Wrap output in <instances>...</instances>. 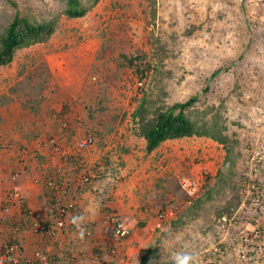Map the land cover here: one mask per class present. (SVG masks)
Segmentation results:
<instances>
[{"label":"rangeland","instance_id":"1","mask_svg":"<svg viewBox=\"0 0 264 264\" xmlns=\"http://www.w3.org/2000/svg\"><path fill=\"white\" fill-rule=\"evenodd\" d=\"M80 1L86 14L70 18L66 0H0V34L16 11L56 23L47 41L0 65L2 195L23 176L36 184L38 142L56 136L69 152L66 160L54 158L68 186L65 199H77L67 193L72 183L93 195L98 184L112 188L131 158L155 165L145 191L150 224L145 229L138 219L131 228L140 239L135 255L105 264H138L149 247L144 264L183 257L195 264L219 246L222 264H264V0ZM191 96L197 101L187 115L218 120L225 145L191 136L147 152L132 116L141 100L151 116ZM88 133L94 143L79 150ZM174 159L178 169L157 170ZM182 176L202 180L198 199L181 190ZM7 236L0 249L12 241Z\"/></svg>","mask_w":264,"mask_h":264},{"label":"crops","instance_id":"2","mask_svg":"<svg viewBox=\"0 0 264 264\" xmlns=\"http://www.w3.org/2000/svg\"><path fill=\"white\" fill-rule=\"evenodd\" d=\"M176 139H167L164 143L167 144ZM153 151L155 152L156 149ZM39 155L41 157L38 160V169L35 172V175L45 174L46 171H50L51 167H54L56 164L54 158L48 160L43 155ZM42 159L46 160H44V163L46 162L49 165V168L43 165V161H40ZM150 161H152V158ZM162 162L165 163L164 160H162ZM52 163H54L53 166ZM123 163L124 164L121 168V175L123 178L122 180L115 182L112 188L105 189L102 187V184H98L97 186H93V189H100L93 195L90 194L91 191L89 189L84 190L81 186L76 190L73 183L70 184L71 190H68L67 193H69V196L73 195L74 197H77V199H75L76 205L73 211L75 216L72 218L78 217L80 224L89 226L92 230V235L85 238L81 243H77V234H75L74 231L66 232L64 236H59V239L55 243H52L50 240L42 242L37 235L25 231L24 227L20 225H23V222H25L26 219L34 220V222L47 220L50 215V208L45 204L51 203L55 198V195L49 193L42 184L28 186V176L21 177L17 182L22 204L19 206H13L10 209V212L6 214L5 220L0 219V242L3 239L8 238L7 235L10 234V237L19 240L22 253L27 257L31 256L36 248H43L49 250L50 253H52V251L56 253L54 254L56 264H97L94 257V247L96 245H105L109 238L103 226V218L106 212H117L120 217L130 225V228L135 227V223L138 219H143L147 222L144 227L145 229L148 228L150 224V209L146 205H148L151 200L145 196V191L148 189V179L151 175L150 170H153L155 165H150L148 161L141 162V160L133 163L132 158L130 161ZM158 163L159 167H157V170L162 169L163 171L165 170V167L166 170H176L181 165L179 162L175 161V159L171 161V163H168L167 166L165 165L164 168H161L162 163ZM151 166L152 168H150ZM41 168H44V170L40 171ZM52 171L53 169L51 172ZM102 183L105 184L104 181ZM45 190L47 191L45 193L50 194L49 200H47L48 197L46 198L44 195ZM0 191L1 209L4 204V199L6 198V193L3 192L2 195L1 182ZM140 205H142L143 208H141ZM9 229L11 232L8 233L7 230L9 231ZM139 240L140 239L132 233V235L121 245L122 253L127 255L126 262L129 261V259L131 260L132 256L135 255V244ZM73 245L78 246L77 251L75 252H73ZM73 257H75V259ZM119 260L120 259L118 258V261Z\"/></svg>","mask_w":264,"mask_h":264},{"label":"built area","instance_id":"3","mask_svg":"<svg viewBox=\"0 0 264 264\" xmlns=\"http://www.w3.org/2000/svg\"><path fill=\"white\" fill-rule=\"evenodd\" d=\"M66 127L64 121L60 128ZM94 134L88 133L81 140L77 141L76 146L79 150L86 149L94 143ZM39 148L37 152L41 155H45L48 160L58 157L60 159H67L69 156L66 150L58 141L56 136H49L38 142ZM47 155V156H46ZM60 165H56L53 171L47 172L37 176L34 180L36 184H42L46 190L55 195L53 203L50 206L49 218L45 221L34 222L32 220L28 222L24 227L25 231H29L39 237L42 242L52 241L53 243L59 239V236H64L66 232L74 231L77 234L76 238L78 242H82L85 238L92 235V230L89 226L80 224L77 220L73 222L75 201L70 198H62L63 193L67 189V185L64 181V174L59 173ZM100 168H102L100 166ZM16 175H13L15 178ZM179 186L185 195L190 199H196L201 195L202 180L192 176H182L179 179ZM62 196H61V195ZM22 204V199L19 192L17 183L13 184V187L6 193L4 204L0 209V219L5 220L6 214L10 212L13 206H19ZM167 216V211L160 212L158 214V220H163ZM225 219V216H223ZM28 219H26L27 221ZM104 228L109 234L108 242L105 245H96L94 247V257L98 261V264H104L108 258H114L122 255L121 245L130 236L131 228H129L124 221L119 217L117 212L110 211L105 214L103 218ZM79 225V227L77 226ZM83 229V238L80 237L79 232ZM256 234H260L256 233ZM255 236H258L256 235ZM66 236V235H65ZM214 251L210 252V256L204 261H198L195 264H222L220 256V246L214 247ZM0 264H56L53 261L51 253L47 249L36 248L33 254L29 257L22 253L19 240L12 239L3 245L0 249Z\"/></svg>","mask_w":264,"mask_h":264},{"label":"trees","instance_id":"4","mask_svg":"<svg viewBox=\"0 0 264 264\" xmlns=\"http://www.w3.org/2000/svg\"><path fill=\"white\" fill-rule=\"evenodd\" d=\"M88 7L80 0H66L64 14L70 18L82 17L86 14ZM56 27L54 20L36 21L16 11L11 20L0 34V65H6L13 60L16 50L35 43L47 41ZM197 101L196 96H191L183 102H176L165 109H155L151 116L146 113L144 98L133 111L132 116L138 120L139 134L145 139L146 151L151 152L160 143L167 139H176L191 136H207L223 145L227 137L222 133L223 126L218 120L191 119L187 112ZM230 149H227V154ZM226 154V155H227ZM25 221V220H24ZM32 220L23 222L25 226ZM13 239V238H12ZM149 247L145 250L138 264H144L151 253Z\"/></svg>","mask_w":264,"mask_h":264},{"label":"clouds","instance_id":"5","mask_svg":"<svg viewBox=\"0 0 264 264\" xmlns=\"http://www.w3.org/2000/svg\"><path fill=\"white\" fill-rule=\"evenodd\" d=\"M202 186H203V183H202ZM202 189V188H201ZM201 196V195H200ZM199 196V197H200ZM198 197V198H199ZM198 198H196V199H198ZM196 199H193V200H196ZM108 212H110V211H108ZM108 212H106V213H108ZM113 212H115V211H113ZM105 213V214H106ZM118 214V213H117ZM119 215V214H118ZM79 218L78 217H74L73 218V222H76L77 220H78ZM78 227H79V225H77ZM106 234H108L107 232H106ZM79 235H80V237L81 238H83V235H84V233H83V229H81L80 230V232H79ZM108 236H109V234H108ZM77 242H78V240H77ZM53 243V242H52ZM79 243H81V242H79ZM43 249V248H42ZM52 254V253H51ZM123 254V253H122ZM53 257V256H52ZM121 257H123V256H121ZM109 259H114V260H116V257H114V258H108V260ZM117 259H118V256H117ZM190 259V257H183V258H179V264H187V262H188V260ZM108 260H107V262H108ZM95 261H97V260H95ZM54 262L56 263V258L54 257ZM106 262V261H105ZM105 262H104V264H105ZM97 264H98V261H97Z\"/></svg>","mask_w":264,"mask_h":264}]
</instances>
